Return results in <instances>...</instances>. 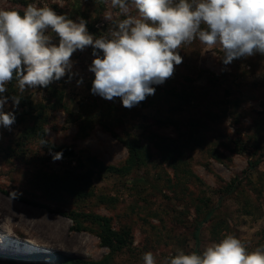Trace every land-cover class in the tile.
<instances>
[{
	"label": "rangeland",
	"instance_id": "obj_1",
	"mask_svg": "<svg viewBox=\"0 0 264 264\" xmlns=\"http://www.w3.org/2000/svg\"><path fill=\"white\" fill-rule=\"evenodd\" d=\"M30 3L83 18L96 37L123 19L110 0H0V9L23 15ZM179 54L173 76L131 109L91 93V47L73 54L70 81L23 93L7 85L4 111L16 120L0 127V264H143L145 252L200 253L229 234L249 251L264 246V158L247 171L250 156L236 152L248 138L264 152V55L224 64L219 46L198 40ZM130 141L142 161L127 169ZM60 147L75 158L54 160ZM67 173L72 186L60 189ZM110 233L126 239L121 249L104 244Z\"/></svg>",
	"mask_w": 264,
	"mask_h": 264
},
{
	"label": "clouds",
	"instance_id": "obj_2",
	"mask_svg": "<svg viewBox=\"0 0 264 264\" xmlns=\"http://www.w3.org/2000/svg\"><path fill=\"white\" fill-rule=\"evenodd\" d=\"M110 5L123 19L99 37L88 31L83 18L73 20L52 7L30 3L23 15L0 9V127L11 130L16 120L13 111H4L9 83L15 79L23 93L47 88L65 76L70 81L75 75L73 54L88 47L93 56L88 68L94 74L91 93L109 101L118 97L128 109L154 95L153 85L173 76L175 66L183 62L182 45L198 40L208 49L219 46L224 64L264 55V0H110ZM20 99L12 96L13 106ZM61 157L62 153L53 155L54 160ZM142 262L264 264V246L249 251L229 234L200 253L178 250L157 261L148 251Z\"/></svg>",
	"mask_w": 264,
	"mask_h": 264
},
{
	"label": "trees",
	"instance_id": "obj_3",
	"mask_svg": "<svg viewBox=\"0 0 264 264\" xmlns=\"http://www.w3.org/2000/svg\"><path fill=\"white\" fill-rule=\"evenodd\" d=\"M236 152L238 154H244L247 153L250 156V160L248 162V167H247V171H254L257 169L258 165L262 162L263 158H264V152L260 151V149L258 148V144L257 143H253V141L248 138L247 140H242L240 139L239 141H236ZM128 151H129V168L133 167V166H137L141 163L142 161V154L139 151V149H137V144L134 142L132 143V141L125 143ZM54 153H62V157L61 158H75V152L70 149V148H66V147H60V148H56L54 150ZM259 154V157H257V155ZM257 157L256 160H254V158ZM125 168H123L122 170H124ZM110 172H116L119 171L118 169L114 168V167H110L107 169ZM121 170V171H122ZM126 171V170H124ZM246 171V172H247ZM70 175L69 173H67V175L61 177V178H57L54 181V184L59 187L60 189L62 188H69V186H72L71 183L68 184L69 179H70ZM88 180H90V175H88ZM236 181V180H235ZM235 181H233L232 184L229 185L230 189H233V185L235 183ZM68 184V185H67ZM16 200L22 201V202H26L28 204L31 205H37L36 203L26 200L20 196L15 195L14 197ZM66 215V214H65ZM200 226V225H199ZM198 226V227H199ZM197 232L195 233V239L197 238V234H198V229L196 230ZM102 239L104 244H106L108 247H111L113 249H121L122 246L124 245V243L126 242V239L124 237H122L121 235H118L116 233H110L109 235H102ZM61 261L63 262V264H84L83 262L76 260L74 258H69V257H64V258H60ZM109 258H106L105 260H103L100 263H85V264H107L109 262ZM56 261H59V258H57ZM55 260L51 261V264H54L56 262Z\"/></svg>",
	"mask_w": 264,
	"mask_h": 264
}]
</instances>
